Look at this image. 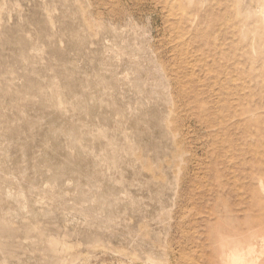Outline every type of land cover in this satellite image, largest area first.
Listing matches in <instances>:
<instances>
[{
	"label": "rangeland",
	"instance_id": "1",
	"mask_svg": "<svg viewBox=\"0 0 264 264\" xmlns=\"http://www.w3.org/2000/svg\"><path fill=\"white\" fill-rule=\"evenodd\" d=\"M0 231V264H264V0H0Z\"/></svg>",
	"mask_w": 264,
	"mask_h": 264
},
{
	"label": "bare ground",
	"instance_id": "2",
	"mask_svg": "<svg viewBox=\"0 0 264 264\" xmlns=\"http://www.w3.org/2000/svg\"><path fill=\"white\" fill-rule=\"evenodd\" d=\"M19 46V45H18ZM5 209V208H4ZM7 213V212H6ZM15 214V213H14ZM101 215V214H100ZM2 229H3V227H2ZM1 232V231H0ZM1 234H3V233H1ZM33 238H34V236H33ZM54 242V241H53ZM43 243V242H42ZM31 244V243H30ZM47 244V243H46ZM54 244H56V243H54ZM44 245V244H43ZM4 246V245H3ZM0 247H1V245H0ZM19 247V246H18ZM248 247H250V246H248ZM23 248V247H22ZM230 248V247H229ZM236 252H238L237 250H236ZM261 260V259H260ZM242 264H243V262H242ZM253 264V263H252Z\"/></svg>",
	"mask_w": 264,
	"mask_h": 264
}]
</instances>
